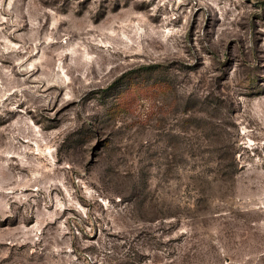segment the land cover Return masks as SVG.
Returning <instances> with one entry per match:
<instances>
[{
	"label": "rangeland",
	"instance_id": "374dc122",
	"mask_svg": "<svg viewBox=\"0 0 264 264\" xmlns=\"http://www.w3.org/2000/svg\"><path fill=\"white\" fill-rule=\"evenodd\" d=\"M0 264H264V0H0Z\"/></svg>",
	"mask_w": 264,
	"mask_h": 264
}]
</instances>
